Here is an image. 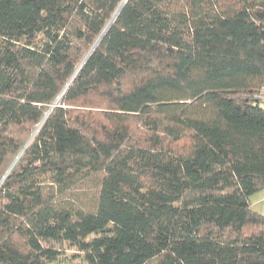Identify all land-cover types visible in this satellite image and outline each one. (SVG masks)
Returning <instances> with one entry per match:
<instances>
[{"label": "trees", "instance_id": "16d2710c", "mask_svg": "<svg viewBox=\"0 0 264 264\" xmlns=\"http://www.w3.org/2000/svg\"><path fill=\"white\" fill-rule=\"evenodd\" d=\"M121 2L0 0V264H264V0Z\"/></svg>", "mask_w": 264, "mask_h": 264}, {"label": "rangeland", "instance_id": "374dc122", "mask_svg": "<svg viewBox=\"0 0 264 264\" xmlns=\"http://www.w3.org/2000/svg\"><path fill=\"white\" fill-rule=\"evenodd\" d=\"M263 197H264V191H259L252 197V202L255 205L253 207L254 209L260 210L264 213V199H262ZM67 254H69L68 251L65 255H62L61 257H65Z\"/></svg>", "mask_w": 264, "mask_h": 264}, {"label": "water", "instance_id": "95a60500", "mask_svg": "<svg viewBox=\"0 0 264 264\" xmlns=\"http://www.w3.org/2000/svg\"><path fill=\"white\" fill-rule=\"evenodd\" d=\"M127 0H122V2L120 3V5L118 6L117 10L115 11L114 15H113V18L111 19V21L115 18V16L117 15V13L120 11V9L122 8V6L125 4ZM111 21L108 23V25L105 27L103 33L100 35V37L98 38L96 44L98 43V41L102 38V36L105 34L106 30L108 29ZM96 45L93 46V48L95 47Z\"/></svg>", "mask_w": 264, "mask_h": 264}, {"label": "built area", "instance_id": "2783aa9c", "mask_svg": "<svg viewBox=\"0 0 264 264\" xmlns=\"http://www.w3.org/2000/svg\"><path fill=\"white\" fill-rule=\"evenodd\" d=\"M256 100L260 103L261 107L264 109V85L259 89Z\"/></svg>", "mask_w": 264, "mask_h": 264}, {"label": "crops", "instance_id": "0c3cea01", "mask_svg": "<svg viewBox=\"0 0 264 264\" xmlns=\"http://www.w3.org/2000/svg\"><path fill=\"white\" fill-rule=\"evenodd\" d=\"M254 195H255V194H254ZM254 195H252V196L250 197V207H251V209H252L254 212H256L257 214H260V215H263V216H264V213H263L262 211L253 208V207L255 206V205L253 204V202H252V197H253ZM262 199H264V197H263Z\"/></svg>", "mask_w": 264, "mask_h": 264}]
</instances>
